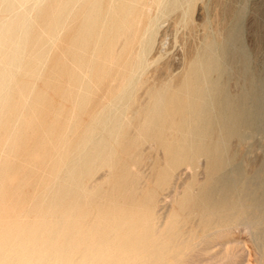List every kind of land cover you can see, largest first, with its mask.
<instances>
[{
    "label": "bare ground",
    "instance_id": "1",
    "mask_svg": "<svg viewBox=\"0 0 264 264\" xmlns=\"http://www.w3.org/2000/svg\"><path fill=\"white\" fill-rule=\"evenodd\" d=\"M217 2L0 0V264H248L235 226L264 248V59Z\"/></svg>",
    "mask_w": 264,
    "mask_h": 264
},
{
    "label": "rangeland",
    "instance_id": "2",
    "mask_svg": "<svg viewBox=\"0 0 264 264\" xmlns=\"http://www.w3.org/2000/svg\"><path fill=\"white\" fill-rule=\"evenodd\" d=\"M212 4H216V3H219L217 1H221V3H230L232 2V0H209ZM216 2V3H213V2ZM228 1V2H227ZM230 1V2H229ZM227 2V3H226ZM234 2V3H233ZM232 4H234L235 8L236 6L238 5V7H245V15H244V38H245V41L246 43H248V45L253 48V52L256 54L257 56V64L258 66L261 65L263 59H264V0H233ZM236 2V4H235ZM224 4V5H225ZM242 4V5H241ZM223 5V4H222ZM223 5V6H224ZM247 6V7H246ZM237 7V8H238ZM169 32H167V35L164 34L163 36V41L164 42V45L162 44L160 47H159V54H162V57L159 58L155 64H158V63H161L162 61H164L171 53H173L172 55H176L177 51H175L177 48V50L179 49L178 46L181 45V41H182V37H181V34L180 33H176V32H172L171 30H168ZM178 34V35H177ZM170 35V36H169ZM176 35H177V38H176ZM180 35V36H179ZM262 35V36H261ZM167 36V37H166ZM181 37V38H180ZM167 38V39H166ZM180 38V39H179ZM260 38V39H259ZM174 39V40H173ZM168 40V41H167ZM172 42H171V41ZM176 40V44H174ZM178 41L180 43H178ZM165 43L168 45H165ZM170 44V46H169ZM179 44V45H178ZM172 45V46H171ZM174 47V48H173ZM166 51V52H165ZM170 52V53H169ZM175 52V53H174ZM166 55V56H165ZM165 57V59H164ZM164 59V60H163ZM41 85V84H39ZM252 142H260V137H254L251 139ZM156 148V147H155ZM153 148V149H147V152L150 154L151 157L154 158V156L156 157L158 154L161 153V149L158 150L159 148ZM153 150V152L151 151ZM160 151V153L158 152ZM156 152V153H155ZM150 170V168L147 169V171ZM107 182L104 181L103 182V185H106ZM186 189H183V192L181 193V195L179 196V198L175 201L174 203V211L175 213H184V211L181 209V202L185 199L186 197ZM183 196V197H181ZM180 202H179V201ZM177 204V206H176ZM179 206V207H178ZM179 208V209H178ZM185 214V213H184ZM183 214V215H184ZM236 227V229H234ZM233 229H232V237H233V234H234V238H232V241L234 242V239H235V246L233 245L234 243L230 242V249L232 251H237V253L239 254H243V258H244V251H245V258L246 259V262H250L251 264H261L262 262V258L264 257L262 255V251H263V247H258V245L256 244V242L253 240L252 236H251V233L249 231H245V230H241L240 227L237 228V226H235ZM238 229V230H237ZM240 230V231H239ZM238 236H237V235ZM250 234V235H249ZM238 240V241H237ZM245 240V241H244ZM254 241V242H253ZM238 242V243H236ZM243 242V243H242ZM245 243V244H244ZM239 245V246H238ZM234 246V247H233ZM244 246V247H243ZM246 247V248H245ZM236 248V250L234 249ZM257 248V249H256ZM243 251L241 253V251ZM247 253V254H246ZM259 254V255H258ZM222 256L223 254L222 253H218L217 257ZM250 255V256H248ZM256 255V256H255ZM261 255V256H260ZM255 256V257H254ZM216 257V256H215ZM213 257L212 258V261L214 259H217V261L220 263L221 262H224V260H226L225 257L224 260H220V259H223V257H219L220 261L218 260V258L216 257ZM249 257V258H248ZM254 257V258H253ZM262 257V258H261ZM211 259V258H210ZM208 261H211V260H208ZM217 261L214 262H211L212 264H217ZM207 260H205V262L203 261L202 264H206ZM208 263V262H207ZM210 263V262H209ZM208 263V264H209ZM248 263V264H250Z\"/></svg>",
    "mask_w": 264,
    "mask_h": 264
}]
</instances>
